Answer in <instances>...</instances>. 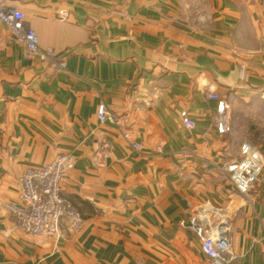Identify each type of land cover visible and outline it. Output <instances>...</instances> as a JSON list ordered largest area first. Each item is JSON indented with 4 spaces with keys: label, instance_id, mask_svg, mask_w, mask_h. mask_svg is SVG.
<instances>
[{
    "label": "crops",
    "instance_id": "1",
    "mask_svg": "<svg viewBox=\"0 0 264 264\" xmlns=\"http://www.w3.org/2000/svg\"><path fill=\"white\" fill-rule=\"evenodd\" d=\"M8 2L65 67L29 60L0 21V264H211L189 226L213 209L234 216L229 264H264V168L249 194L237 192L222 167L240 158L242 140L219 132L207 89L264 98V0ZM206 60L222 71L235 61L243 80L222 86ZM102 102L141 150L99 121ZM65 153L75 165L62 192L84 227L27 233L5 204L27 168Z\"/></svg>",
    "mask_w": 264,
    "mask_h": 264
},
{
    "label": "built area",
    "instance_id": "2",
    "mask_svg": "<svg viewBox=\"0 0 264 264\" xmlns=\"http://www.w3.org/2000/svg\"><path fill=\"white\" fill-rule=\"evenodd\" d=\"M59 16L61 19H67L69 13L63 11ZM0 21L6 24L14 38L25 46L29 60H50L58 67H65V62L56 61L53 48L40 46V37L27 23L25 13L10 5L8 0H0ZM207 89L208 96L219 102L216 125L219 132H225L230 120L229 108L211 85H207ZM97 117L101 123L108 122L116 126L131 148H143L137 132L127 127L123 117L110 110L106 103H99ZM183 122L189 129L196 127V122L188 116L184 117ZM101 142L103 146L108 145L105 139H101ZM74 165L75 156L65 153L44 165L31 166L19 176L17 199L7 202L5 207L25 232L58 236L64 229L78 232L84 227L81 212L74 202L63 194L61 188L62 181ZM263 168L264 152L250 141L242 144L239 159L232 160L222 167L229 174L237 192L245 195L258 183ZM231 221V217L219 209L201 211L191 217L189 227L200 239L201 249L211 264H229L238 256L229 236Z\"/></svg>",
    "mask_w": 264,
    "mask_h": 264
},
{
    "label": "rangeland",
    "instance_id": "3",
    "mask_svg": "<svg viewBox=\"0 0 264 264\" xmlns=\"http://www.w3.org/2000/svg\"><path fill=\"white\" fill-rule=\"evenodd\" d=\"M241 80H243L242 73ZM214 89H217V87H214ZM220 95L230 111V120L225 132L231 130L232 127L236 136L242 140L241 146L244 142L250 141L261 148L258 143H264V98L253 96L246 99L238 96L228 97L225 94ZM247 128L248 131H246ZM219 210L231 217L232 229L234 216L223 209Z\"/></svg>",
    "mask_w": 264,
    "mask_h": 264
},
{
    "label": "water",
    "instance_id": "4",
    "mask_svg": "<svg viewBox=\"0 0 264 264\" xmlns=\"http://www.w3.org/2000/svg\"><path fill=\"white\" fill-rule=\"evenodd\" d=\"M206 64L213 70L217 81L224 87L234 89L241 78V70L234 61L229 71H222L216 67L211 61L206 60Z\"/></svg>",
    "mask_w": 264,
    "mask_h": 264
}]
</instances>
